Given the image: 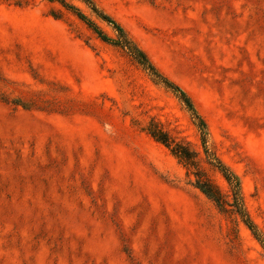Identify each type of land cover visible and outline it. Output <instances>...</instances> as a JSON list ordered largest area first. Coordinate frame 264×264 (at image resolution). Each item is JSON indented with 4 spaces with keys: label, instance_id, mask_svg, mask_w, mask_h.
Segmentation results:
<instances>
[{
    "label": "rangeland",
    "instance_id": "374dc122",
    "mask_svg": "<svg viewBox=\"0 0 264 264\" xmlns=\"http://www.w3.org/2000/svg\"><path fill=\"white\" fill-rule=\"evenodd\" d=\"M159 74L46 0H0V264H264L232 208L147 132L240 180L264 238V0H92ZM109 38L82 0H65Z\"/></svg>",
    "mask_w": 264,
    "mask_h": 264
},
{
    "label": "trees",
    "instance_id": "16d2710c",
    "mask_svg": "<svg viewBox=\"0 0 264 264\" xmlns=\"http://www.w3.org/2000/svg\"><path fill=\"white\" fill-rule=\"evenodd\" d=\"M51 3L57 2L61 4L66 10L74 12L77 17L85 23V25L93 31V33L104 43L114 45L124 50H128L131 54L136 55L142 60V63L145 64L155 75L164 79V82L168 87L177 92L181 99L185 102L187 107L193 113L195 119L199 121L201 130L204 135L203 143H205V137L207 135V127L205 122L197 113L191 99L189 96L178 86L168 82L165 78H163L156 68L151 64L146 54L135 45L130 38L128 37L124 28L117 23L113 18L109 15L101 12L92 0H82L88 7L94 12L101 20L107 22L110 26H112L117 32V38L112 40L109 38L104 32L91 20H89L84 14L79 12L73 6H70L65 2V0H46ZM148 134L158 143L164 145L167 149L170 150L171 154L185 167L192 169L193 175L195 176V181L193 182V186L197 188L203 195H205L210 201H212L217 208L221 212H227L226 208H232L233 212L238 214L247 228L252 232L253 236L257 241L261 243L264 248V238L258 231L256 225L250 219L244 205V199L241 191V183L239 178L222 162L216 161L211 162L208 160V164L216 168L219 173L222 175L223 179L226 181L230 200L228 196L222 193V191L211 181V179L206 175V173L199 166V162L197 161V153L190 149L188 144L183 142H176L171 138L168 132L163 130L159 124L151 122L149 127L147 128Z\"/></svg>",
    "mask_w": 264,
    "mask_h": 264
}]
</instances>
